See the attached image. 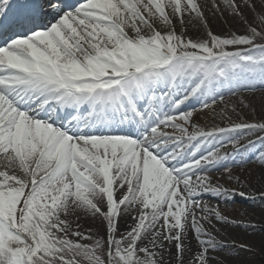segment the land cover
Listing matches in <instances>:
<instances>
[{
  "label": "snow or ice",
  "instance_id": "obj_1",
  "mask_svg": "<svg viewBox=\"0 0 264 264\" xmlns=\"http://www.w3.org/2000/svg\"><path fill=\"white\" fill-rule=\"evenodd\" d=\"M257 91L264 0H0V264H224L214 221L255 225L207 198L264 207L234 173L264 177V118L225 98Z\"/></svg>",
  "mask_w": 264,
  "mask_h": 264
},
{
  "label": "bare ground",
  "instance_id": "obj_2",
  "mask_svg": "<svg viewBox=\"0 0 264 264\" xmlns=\"http://www.w3.org/2000/svg\"><path fill=\"white\" fill-rule=\"evenodd\" d=\"M204 2L205 0H201V3ZM207 2L210 4L211 0H207ZM204 11L209 21V27L213 32L217 34H227L231 31H243L241 26L236 21L232 20L227 14L221 16L219 13H217L214 16L212 12L208 10V8H205ZM201 31L202 29H200L199 26L192 27L189 25L188 34L193 38L200 35ZM241 99H243L244 104L248 105V107H243L240 104ZM225 103L228 104L229 110L232 106H235L236 109L239 110V112H237L239 113V116L233 115L234 120L243 118L251 122L264 118V92H246L240 96L226 97ZM218 107H223V105H219ZM197 119L198 120L194 119V122L204 127H208L213 123L219 124L220 126H226V124L222 123L219 119L214 120L213 116L209 114L200 115ZM248 168L253 169L251 175H249L247 172ZM235 172L242 174L241 179L244 180L246 184H248V188L245 189L247 191H252L254 193L258 192L261 185L264 184V177H262L261 169L254 157L243 169L235 168L234 173ZM220 175V173H213V179L219 180ZM222 184L229 186L226 179ZM207 199L213 207L219 206L222 213L228 217L229 220L240 221L242 225H247L249 223L255 225L254 230L252 228L245 230L243 226L225 227L214 221L215 227L218 229V233H214L217 235V239L230 246L228 251L217 254L218 259L223 260L224 264H233L234 262H237L238 264H262L264 261V257L262 255V248L264 247V207H262L260 203L253 204L251 200H245L244 198L240 197L235 198V203H225L223 198ZM128 222L131 223L130 218ZM81 223H83L85 229L89 227H95V225H93L90 220L81 221ZM124 227L126 226L122 224V230ZM240 244H246L252 249V251L247 252L239 249L238 246ZM191 247L193 250L196 248V241L194 239H191ZM233 248L235 249L236 254L229 255V252H231ZM185 259L187 261L188 257H185ZM169 260L172 261V264H175V261L172 257H169Z\"/></svg>",
  "mask_w": 264,
  "mask_h": 264
},
{
  "label": "rangeland",
  "instance_id": "obj_3",
  "mask_svg": "<svg viewBox=\"0 0 264 264\" xmlns=\"http://www.w3.org/2000/svg\"><path fill=\"white\" fill-rule=\"evenodd\" d=\"M197 107H199V105H197ZM236 110H237V112H239L238 109H236ZM204 114H209V115L212 116V114H211L210 112H208V111H205V112H198V114L195 115L194 119H195V120H198V119H197L198 116H200V115H204ZM252 170H253L252 168H248L247 172H248L249 175H251ZM249 172H250V173H249ZM235 174L239 175L240 177H241V175H242L241 173H238V172H235ZM224 180H225V179L222 178L221 175H220L219 181L223 183ZM229 186H232V185H229ZM262 249H263V254H262V255H263V257H264V247H263ZM233 264H238V263H237V262H234ZM262 264H264V261L262 262Z\"/></svg>",
  "mask_w": 264,
  "mask_h": 264
}]
</instances>
